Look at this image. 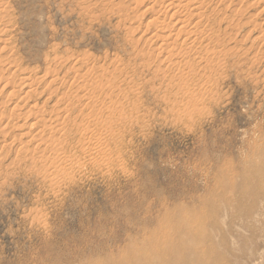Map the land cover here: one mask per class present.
I'll return each instance as SVG.
<instances>
[{
  "label": "rangeland",
  "instance_id": "1",
  "mask_svg": "<svg viewBox=\"0 0 264 264\" xmlns=\"http://www.w3.org/2000/svg\"><path fill=\"white\" fill-rule=\"evenodd\" d=\"M196 1H1L0 264H264V0Z\"/></svg>",
  "mask_w": 264,
  "mask_h": 264
},
{
  "label": "bare ground",
  "instance_id": "2",
  "mask_svg": "<svg viewBox=\"0 0 264 264\" xmlns=\"http://www.w3.org/2000/svg\"><path fill=\"white\" fill-rule=\"evenodd\" d=\"M1 1L2 0H0V5H1ZM139 1V0H138ZM143 1V0H142ZM222 1V0H221ZM231 1V0H230ZM230 1H228V2H230ZM153 2H154V6L155 5H159L160 6V11L158 12L161 16H163V17H165L166 18V20H169V23L168 24H165L164 22H158V19L159 18H157V19H154V20H150L149 21V26H153L154 25V29H156L157 30V32L154 34V37H151V38H156L157 40H159L161 43H162V46H161V49H162V53L164 52V53H167V52H165L167 49L169 50V53L167 54L168 55V57L167 58H165L163 55L164 54H162V56L165 58V61L168 59V62H166L167 64L169 63V62H171L170 61V59H172L173 57H175L174 55H176V51H175V54H172V51L173 50H175V48H179L178 50H177V53H179V54H177L176 55V57H179V56H181V57H183L184 58V56H182V55H184V53L186 54V51H187V48H188V46H191V45H189L190 43H188L189 41H191L192 39H193V33L194 32H191L189 29H188V27H189V24L190 23H192V24H190V25H192V26H194V28L196 27V28H198V27H200V26H202V25H208L207 27H211V25L214 23V24H218L219 26H220V22L218 23V19H217V17L216 16H214V18L212 19V17L211 18H209L208 16L206 17L205 15H204V13H202L201 12V9H202V4L201 3H199L198 1H194V0H153ZM203 2V1H202ZM207 2V1H206ZM7 3H9V2H7ZM141 3H143V2H141ZM140 3V4H141ZM226 3V2H225ZM10 4V3H9ZM2 5H4L3 3H2ZM206 6H208V5H206ZM4 7H6V6H4ZM188 7H191V8H188ZM147 9V8H146ZM149 9H151V10H153L154 11V9H152V6L151 7H148V9L147 10H145L146 12L147 11H149ZM192 11H194V12H192V14H193V16H191V10ZM6 10V9H5ZM10 10H12V9H10ZM190 10V11H189ZM3 11H4V9H3ZM14 11V10H13ZM144 11V12H145ZM213 11V10H212ZM233 11V10H232ZM264 11V10H263ZM9 13V11L7 10L6 11V13ZM187 12H189L188 13V15H184V14H186ZM205 12V11H204ZM214 12V11H213ZM220 12V11H219ZM212 13V12H211ZM234 13V12H233ZM3 15V14H2ZM160 15H158V16H160ZM209 15V14H208ZM219 15V14H218ZM235 15H236V13H235ZM240 15V14H239ZM4 17V16H3ZM3 17H2V20H3ZM190 17H192V18H196V20H194V22H191V19H190ZM198 17V18H197ZM1 19V18H0ZM189 20V21H188ZM221 20V19H220ZM235 21V20H234ZM240 21V20H239ZM230 22V21H229ZM9 25V24H8ZM155 25L157 26L156 28H155ZM217 25V26H218ZM5 26V25H4ZM219 26H218V28H219ZM213 27V26H212ZM211 27V28H212ZM216 27V26H215ZM149 28V27H148ZM193 28V27H192ZM211 28H210V31H211ZM220 29V28H219ZM191 32H189V31ZM213 30H215L214 28H213ZM9 31V30H8ZM216 31V30H215ZM160 33V34H159ZM161 33H164V34H161ZM167 33V34H166ZM200 33V32H199ZM202 33V32H201ZM209 33V32H208ZM0 34H1V31H0ZM212 34H216V33H212ZM220 34V33H219ZM152 35V34H151ZM194 35L196 36V34L194 33ZM218 35V34H217ZM1 36V35H0ZM198 36V35H197ZM208 36V35H207ZM211 37V36H210ZM150 38V39H151ZM224 38V37H223ZM259 38V37H258ZM197 39V38H196ZM196 39H193L194 41H196ZM211 39V38H210ZM198 40V39H197ZM203 40V39H202ZM217 40V39H216ZM221 40V39H220ZM134 41H136V40H134ZM146 41H151V40H146ZM152 41H154V40H152ZM151 41V42H152ZM194 41L193 42H191V43H193V46H194ZM233 41V40H232ZM0 42H1V39H0ZM3 42H4V40H3ZM134 43V42H133ZM201 43H202V41H201ZM200 43V44H201ZM212 43V42H211ZM255 43V42H254ZM198 44V43H197ZM221 44V43H220ZM219 44V45H220ZM196 45V44H195ZM208 45H210L209 43H208ZM221 45H223V44H221ZM159 46V45H158ZM192 47V46H191ZM190 48V47H189ZM188 48V49H189ZM2 49V48H1ZM159 49H160V47H159ZM191 49V48H190ZM193 49H195V47H193ZM207 49V48H206ZM213 49V48H212ZM196 50V49H195ZM1 51V50H0ZM228 51H230V50H228ZM174 52V51H173ZM188 52H189V50H188ZM187 52V53H188ZM192 52V51H191ZM190 52V53H191ZM207 52V51H206ZM209 52V51H208ZM207 52V53H208ZM12 53V52H11ZM190 53H188V55H189V57H190ZM192 53H194V51L192 52ZM191 53V54H192ZM216 53V52H215ZM9 54V53H8ZM160 54V53H159ZM158 54V56H160ZM179 55V56H178ZM187 56V55H186ZM208 56V55H207ZM214 57V56H213ZM212 57V58H213ZM8 58V57H7ZM188 58V57H187ZM187 58H185V59H187ZM3 59H4V57H3ZM54 59H56V58H54ZM53 59V60H54ZM174 59V58H173ZM173 59H172V61H173ZM180 59V58H179ZM178 59V60H179ZM17 60V59H16ZM57 60V59H56ZM55 60V61H56ZM176 60V59H175ZM13 61V60H12ZM160 61H161V59H160ZM180 61V60H179ZM178 61V62H179ZM182 61V60H181ZM1 62V61H0ZM9 62V61H8ZM190 62V61H189ZM216 62H217V60H216ZM161 63H163V62H161ZM165 63V64H166ZM176 64H179V63H177V62H175ZM182 63V62H181ZM187 63V62H186ZM197 63H199V62H197ZM207 63V62H206ZM214 63V62H213ZM212 63V64H213ZM16 64H17V62H16ZM49 64H51V63H49ZM62 64V63H61ZM176 64L174 65V66H176ZM6 65H8V64H6ZM15 65V64H14ZM58 65V64H57ZM56 65V66H57ZM172 65V64H171ZM171 65H169V66H171ZM186 65V64H185ZM184 65V66H185ZM10 66H12L13 68H14V66H13V64H11ZM9 66V67H10ZM12 67H10V68H8L10 71L12 70ZM49 68V67H48ZM167 68H168V66H167ZM184 68V67H183ZM202 68V67H201ZM200 68V69H201ZM220 68V67H219ZM224 68V67H223ZM7 69V70H8ZM20 69V68H19ZM70 69V68H69ZM68 69V70H69ZM71 69H72V67H71ZM169 69V68H168ZM6 70V71H7ZM17 70V69H16ZM15 70V71H16ZM61 70V69H60ZM93 70V69H92ZM105 70V69H104ZM9 71V73H11ZM15 71H14V74H15ZM22 71V70H21ZM51 71V70H50ZM76 71V70H75ZM106 71V70H105ZM175 71V70H174ZM56 72V71H55ZM102 72V71H101ZM121 72V71H120ZM164 72V71H163ZM162 72V73H163ZM51 73V72H50ZM53 73V72H52ZM76 73V72H75ZM89 73V72H88ZM91 73V72H90ZM170 73V72H169ZM14 74H11L12 75V77H13V75ZM18 74V73H17ZM20 74V73H19ZM18 74V75H19ZM67 74V73H66ZM103 74V73H102ZM101 74V76H103ZM165 74V73H164ZM216 74V73H215ZM49 74H47V76H48ZM54 75V74H53ZM65 75V74H64ZM89 75V74H88ZM105 75V74H104ZM179 75V74H178ZM196 75V74H195ZM9 76V75H8ZM17 76V75H16ZM79 76V75H78ZM83 76V75H82ZM90 76V75H89ZM174 76V75H173ZM179 76H181V75H179ZM3 77V76H2ZM1 77V79H3ZM15 77V76H14ZM64 77V76H63ZM76 77V76H75ZM104 77V76H103ZM182 77V76H181ZM188 77V76H187ZM186 77V78H187ZM7 78H9V77H7ZM35 78V77H34ZM78 78V77H77ZM81 78V77H80ZM85 78V77H84ZM83 78V79H84ZM88 78V77H87ZM108 78V77H107ZM164 78V77H163ZM15 79V78H14ZM61 79V78H60ZM75 79V78H74ZM82 79V78H81ZM172 79V78H171ZM179 79V78H178ZM181 79V78H180ZM185 79V78H184ZM5 80V79H4ZM21 80V79H20ZM19 80V81H20ZM27 80H29L28 78H27ZM26 80V81H27ZM64 80V79H63ZM115 80V79H114ZM25 81V80H24ZM55 81V80H54ZM100 81V80H99ZM109 81V80H108ZM182 81V80H181ZM184 81V80H183ZM182 81V82H183ZM185 81H186V79H185ZM184 81V82H185ZM212 81V80H211ZM12 82V81H11ZM28 82V81H27ZM27 82H25L24 83V87L23 88H25L26 90H28L27 92H26V96H31L32 95V92H34L33 90H32V87L34 86H31V84L32 83H34V82H31V84H28ZM35 82H36V79H35ZM40 82V81H39ZM104 82H105V80H104ZM113 82H115V81H113ZM181 82V83H182ZM189 82V81H188ZM210 82V81H209ZM4 83V82H3ZM63 83V82H62ZM94 83H96V82H94ZM107 83V82H106ZM171 83V82H170ZM14 84V83H13ZM12 84V85H13ZM74 84H75V82H74ZM98 84V83H97ZM96 84V85H97ZM103 83H101V84H99V85H102ZM105 84V83H104ZM103 84V85H104ZM178 84V83H177ZM183 84V83H182ZM185 85H187L186 84V82L184 83ZM50 86H51V84H49ZM88 85V84H87ZM98 85V86H99ZM102 85V86H103ZM107 85V84H106ZM85 86V85H84ZM105 86V85H104ZM104 86H103V88H104ZM182 86V85H181ZM3 87V86H2ZM8 87H9V85H8ZM65 87V86H64ZM80 87V86H79ZM101 87V86H100ZM187 87V86H186ZM5 88V87H4ZM3 88V89H4ZM6 88H7V86H6ZM108 88H111V84H110V87H108ZM107 88V89H108ZM173 88V87H172ZM185 88V87H184ZM184 88H182V89H184ZM50 89V88H49ZM106 89V88H105ZM105 89H104V91H105ZM113 89V88H112ZM111 89V90H112ZM168 89V88H167ZM181 89V92L183 91ZM23 90V89H22ZM57 90V88H55V90L54 91H56ZM85 90H86V88H85ZM114 90V89H113ZM180 90V89H179ZM185 90V89H184ZM187 90V89H186ZM188 90H190V89H188ZM87 91V90H86ZM103 91V90H102ZM196 91V90H195ZM50 92V91H49ZM126 92V91H125ZM185 92H187V91H185ZM12 93V92H11ZM67 93V92H66ZM75 93V92H74ZM77 93V92H76ZM106 93V92H105ZM10 94V93H9ZM33 94H35V92L33 93ZM52 94V93H51ZM50 94V95H51ZM73 94V93H72ZM120 94V93H119ZM184 94V93H183ZM189 94H192L191 92L189 93ZM12 95V94H11ZM13 95H14V93H13ZM12 95V96H13ZM178 95V94H177ZM185 95V94H184ZM10 96V95H9ZM12 96H10V97H12ZM25 96V95H24ZM33 96V95H32ZM38 96V95H37ZM64 97H65V95H63ZM72 96V95H71ZM107 96V95H106ZM7 97V96H6ZM15 97V96H14ZM50 97V96H49ZM76 97V96H75ZM78 97V96H77ZM108 97V96H107ZM192 97V96H191ZM31 98V97H30ZM63 98V97H62ZM79 98H81V97H79ZM184 98V97H183ZM90 100H92L91 99V97L89 98ZM124 99V98H123ZM87 100V99H86ZM105 100V99H104ZM114 100V99H113ZM183 100V99H182ZM59 102V101H58ZM66 102V101H65ZM97 101H95V103H96ZM192 102V101H191ZM27 103V102H26ZM25 103V104H26ZM89 103V102H88ZM106 105H109V104H106ZM113 105V104H112ZM119 106H120V104H118ZM54 106V105H53ZM59 106V105H58ZM71 106V105H70ZM95 106V105H94ZM118 106V107H119ZM36 107V106H35ZM66 107H67V105H66ZM117 107V108H118ZM16 108H19V106L18 105H16ZM34 108V107H33ZM70 108V107H69ZM77 108V107H76ZM75 108V109H76ZM74 109V108H73ZM110 109V108H109ZM13 110H14V108H13ZM18 110V109H17ZM20 110V109H19ZM71 110V109H70ZM90 110V109H89ZM100 110V109H99ZM98 110V111H99ZM117 110V109H116ZM186 110V109H185ZM53 111V110H52ZM61 111H63V109L61 110ZM61 111H59L58 110V112H61ZM68 111V110H67ZM100 112V111H99ZM12 113V112H11ZM52 113V112H51ZM109 113H110V111H109ZM39 114V113H38ZM37 114V115H38ZM68 114H70V113H68ZM67 114V115H68ZM21 115V114H20ZM66 115V116H67ZM71 115V114H70ZM112 115V114H111ZM121 115H123V114H121ZM120 115V116H121ZM18 116H19V114H18ZM45 116V115H44ZM58 116V115H57ZM99 116V115H98ZM98 116H96V117H98ZM118 116H119V114H118ZM189 116V115H188ZM86 117V116H85ZM91 117V116H90ZM127 117V116H126ZM186 117V116H185ZM4 118V117H3ZM2 118V119H3ZM70 118V117H69ZM76 118V117H75ZM74 118V119H75ZM107 118V117H106ZM117 118V117H116ZM116 118H115V120H116ZM181 118V117H180ZM6 119V118H5ZM41 119V118H40ZM44 118L42 117V120H43ZM50 119V118H49ZM48 119V120H49ZM56 119V118H55ZM71 119V118H70ZM96 119V118H95ZM102 119V118H101ZM109 119H111V117L109 118ZM121 119H122V117H121ZM52 120V119H51ZM58 120H59V118H58ZM183 120V119H182ZM0 121H2L1 119H0ZM40 121V120H39ZM44 121H46V120H44ZM53 121H54V119H53ZM57 121V120H56ZM65 122V121H64ZM69 122V121H68ZM93 122H95V121H93ZM106 122V121H105ZM109 122L110 121H108V125H109ZM3 123V122H2ZM46 123V122H45ZM50 123V122H49ZM52 123V122H51ZM63 123V122H62ZM73 123H74V121H73ZM102 123V122H101ZM113 123V122H112ZM59 124V123H58ZM57 124V125H58ZM86 124V123H85ZM84 124V125H85ZM90 124V123H89ZM88 124V125H89ZM106 124V126H108ZM8 125V124H7ZM7 125H5V127H8ZM91 125H93V124H91ZM90 125V126H91ZM46 126V125H45ZM60 128L61 127H63V125L61 126V125H58ZM57 126V127H58ZM97 126H98V124H97ZM105 126V123H103V127ZM55 127V126H54ZM54 127H52V128H54ZM58 127V129H60ZM75 127V126H74ZM81 127V126H80ZM80 127H79V129H80ZM101 127V126H100ZM48 128V127H47ZM52 128H51V131H52ZM86 128H89V126L88 127H86ZM109 128V127H108ZM107 128V129H108ZM57 129V130H58ZM62 129L63 128H61L60 130L62 131ZM78 129V130H79ZM96 128H94V130H95ZM54 130H56L55 128H54ZM54 130H53V133H54ZM91 130H92V127H91ZM90 130V128L88 129V131H91ZM37 131V130H36ZM110 131H112V130H110ZM38 132V131H37ZM36 132V133H37ZM42 132V131H41ZM56 132V131H55ZM67 132V131H66ZM83 132V131H82ZM92 133H93V131H91ZM64 133V132H63ZM33 134V133H32ZM84 134H85V132H84ZM42 136V135H41ZM64 136V135H63ZM34 137V136H33ZM36 139V138H35ZM48 139H49V137H48ZM52 139V138H51ZM32 140H33V138H32ZM22 141V140H21ZM45 141H46V139H45ZM31 142V141H30ZM29 141L27 142V144L28 143H30ZM42 143V142H41ZM40 143V144H41ZM25 144V143H24ZM29 145V144H28ZM38 146V145H37ZM47 146V145H46ZM27 148V147H26ZM54 148V147H53ZM51 153V152H50ZM63 154V153H62ZM53 160H54V158H53ZM59 160V159H58ZM57 161V160H56ZM79 161V160H78ZM52 162V161H51ZM93 162V161H92ZM95 162V161H94ZM61 163V162H60ZM66 163V162H65ZM97 163V162H96ZM56 164V163H55ZM54 164V165H55ZM101 164V163H100ZM74 165V164H73ZM67 166V165H66ZM53 168H54V166H53ZM72 169V168H71ZM64 170V169H63ZM68 170V169H67ZM52 171H53V169H52ZM55 171V170H54ZM65 171V170H64ZM62 173V172H61ZM60 174V173H59ZM63 174V173H62ZM71 176V175H70Z\"/></svg>",
  "mask_w": 264,
  "mask_h": 264
}]
</instances>
